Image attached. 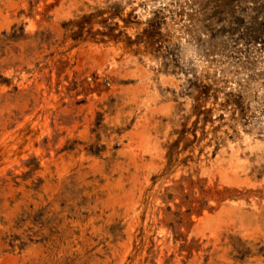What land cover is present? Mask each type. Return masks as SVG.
<instances>
[{
  "label": "rangeland",
  "instance_id": "rangeland-1",
  "mask_svg": "<svg viewBox=\"0 0 264 264\" xmlns=\"http://www.w3.org/2000/svg\"><path fill=\"white\" fill-rule=\"evenodd\" d=\"M0 264H264V0H0Z\"/></svg>",
  "mask_w": 264,
  "mask_h": 264
}]
</instances>
